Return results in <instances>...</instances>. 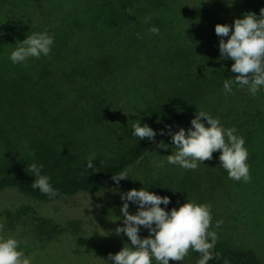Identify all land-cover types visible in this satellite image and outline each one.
Instances as JSON below:
<instances>
[{
    "label": "trees",
    "instance_id": "trees-1",
    "mask_svg": "<svg viewBox=\"0 0 264 264\" xmlns=\"http://www.w3.org/2000/svg\"><path fill=\"white\" fill-rule=\"evenodd\" d=\"M261 9L264 0H0V194L14 190L25 200L0 210L3 234L20 240L33 264H87L81 247L94 245L100 232L81 218L53 216L48 206L144 187L169 196L168 211L188 201L211 205L209 230L218 241L209 264H264V89L252 97L234 84L233 94L224 93V79L238 74L230 72L234 61L220 57L214 31ZM42 31L54 36L52 53L14 65L13 46ZM199 111L244 138L251 182L230 180L218 152L185 170L167 163L174 151L167 135L156 143L132 135L140 118L157 132L187 130ZM160 141L168 147L157 148ZM92 155L94 171L86 169ZM32 163L43 164L56 198L32 188ZM122 170L128 180L117 185L111 177ZM124 244L128 238L114 233L107 252L90 262L104 263ZM64 246L69 253L73 246V256L53 261ZM199 259L189 250L182 264Z\"/></svg>",
    "mask_w": 264,
    "mask_h": 264
},
{
    "label": "clouds",
    "instance_id": "clouds-1",
    "mask_svg": "<svg viewBox=\"0 0 264 264\" xmlns=\"http://www.w3.org/2000/svg\"><path fill=\"white\" fill-rule=\"evenodd\" d=\"M151 19V15L145 17L144 23H150ZM214 31L220 38V57L234 61L230 72L238 74L234 78L224 79V93L233 94L235 84L246 88L252 97H256L264 89V9L260 10L259 16L245 13L232 25L217 24ZM149 32L159 35L160 30L152 26ZM137 38H140V34H137ZM54 44V36L47 31L35 32L13 46L9 59L14 65L26 66L30 59L48 57ZM175 127L179 130L173 131V125H166L157 132L147 123L142 124L140 118L132 124V135L140 141L153 143H156L157 135H167L174 145V151L167 156V163L185 170H196L204 161L212 160L213 153L218 152L220 168L227 171L230 180L251 182L250 165L247 163L249 152L244 138L236 134V128H225L219 118L206 111L196 112L187 130L178 125ZM156 146L163 149L168 147L163 141ZM96 159L95 155L87 158V170L96 169L93 164ZM157 166L162 167L163 163ZM27 167L34 177L31 184L34 190H39L49 199L59 195V190L51 183V177L42 174L43 164L32 163ZM111 179L118 185L120 181L128 180V171L122 170ZM121 200V217L118 218L123 226L117 227L115 234L125 235L130 246L124 244L118 253L101 259L104 264H169L170 261L182 264L189 250L200 254L197 264H209L215 258L218 235L209 230L212 225L211 205L188 201L168 211V205L172 203L170 197L152 193L144 187L122 193ZM130 204L136 206L135 214H130ZM220 224L221 221H217L216 227ZM142 230L148 232L147 237H141ZM4 232L5 224L0 222V264H33L32 257L21 248L22 242L12 236L6 237Z\"/></svg>",
    "mask_w": 264,
    "mask_h": 264
},
{
    "label": "rangeland",
    "instance_id": "rangeland-1",
    "mask_svg": "<svg viewBox=\"0 0 264 264\" xmlns=\"http://www.w3.org/2000/svg\"><path fill=\"white\" fill-rule=\"evenodd\" d=\"M153 161L156 164L159 162L158 159H154ZM148 168L149 163L146 161L142 164L141 171H147ZM121 194L122 193L110 188L97 195L80 194L77 197L65 199L48 206L49 214L53 216H61L70 220L81 218L89 224L92 231L96 229L100 232L97 240L94 241V245L91 243L85 244L81 247V254L89 255L87 264H104L101 262L90 261H93L92 259L98 258L107 252L109 241L114 237L115 229L123 226L122 220L118 218L121 217L120 209L123 204ZM24 201L25 200L14 190L3 192L0 194V210L7 206L19 204ZM129 212L130 214H135L136 206L130 204ZM140 235L143 238L147 237L148 233H144L142 230ZM120 237L123 239L127 238L123 234H121ZM67 240L68 239L62 240L60 244L67 243ZM73 249L74 248L72 246L70 253V248L67 246L55 249L52 252V257L55 253L53 261L57 260L56 257H58V255L68 257L69 254L70 257L73 256ZM32 259L34 258L32 257Z\"/></svg>",
    "mask_w": 264,
    "mask_h": 264
}]
</instances>
